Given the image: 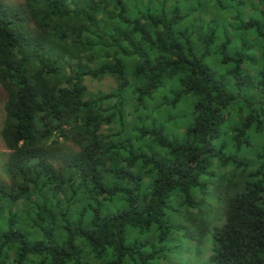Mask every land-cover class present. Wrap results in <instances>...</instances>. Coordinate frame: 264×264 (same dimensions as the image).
<instances>
[{
	"label": "trees",
	"instance_id": "1",
	"mask_svg": "<svg viewBox=\"0 0 264 264\" xmlns=\"http://www.w3.org/2000/svg\"><path fill=\"white\" fill-rule=\"evenodd\" d=\"M0 87V264H264V0H0Z\"/></svg>",
	"mask_w": 264,
	"mask_h": 264
},
{
	"label": "rangeland",
	"instance_id": "2",
	"mask_svg": "<svg viewBox=\"0 0 264 264\" xmlns=\"http://www.w3.org/2000/svg\"><path fill=\"white\" fill-rule=\"evenodd\" d=\"M5 1H7V2H14V1L20 2L21 0H5ZM86 83L88 84V86L90 88H105L108 86L109 81L106 78L105 79L103 78L101 80L86 79ZM159 98L160 97L158 96L156 98V100L153 102V104H151V106L156 105ZM3 102H4V93H3L2 88L0 87V127H1L2 119H3ZM184 111H185L184 107H179L176 110H174L176 117L179 116V118L175 122L168 124L167 128L169 130H171V131L179 130L187 123L189 118L185 115H182ZM164 112H165L164 109H161L159 111V114L160 115L164 114ZM152 117L155 118V115L153 114ZM6 155H7V149H5L3 142L0 138V176H2V177H5V175H6L5 171H4V164H5ZM212 181L215 182V179L213 178ZM212 186H211V189H212ZM212 190H214V189H212ZM198 197L200 198V196H198ZM201 198L204 200L205 212L207 213L208 217L213 218L216 211H218L219 208L221 207V205L218 202V199L214 196V191L210 192L208 196H201ZM194 211H195V213L198 212L197 209H195ZM210 222H212V223L209 224V230L211 228L213 229L214 227L220 225V223H221L217 219H215L213 221L210 220ZM207 239L208 240L210 239L209 234L207 237L203 238V240H205V245H206ZM179 249L181 250V254L178 255L179 252L177 250L176 254L173 253V255H170V258H171L170 261H172L174 263L178 261L177 264H195V261H193V260H195V257L189 253V248L187 247L186 243L181 242V244H179Z\"/></svg>",
	"mask_w": 264,
	"mask_h": 264
}]
</instances>
